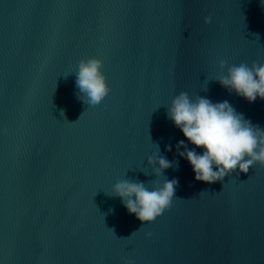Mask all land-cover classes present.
I'll return each instance as SVG.
<instances>
[{
    "label": "water",
    "instance_id": "water-1",
    "mask_svg": "<svg viewBox=\"0 0 264 264\" xmlns=\"http://www.w3.org/2000/svg\"><path fill=\"white\" fill-rule=\"evenodd\" d=\"M91 57L111 88L97 106L77 98ZM221 60L264 64V0H0V264H264V168L197 181L167 114L187 92L264 129ZM158 155L178 165L157 175ZM124 179H178L176 199L141 222L113 195Z\"/></svg>",
    "mask_w": 264,
    "mask_h": 264
},
{
    "label": "clouds",
    "instance_id": "clouds-1",
    "mask_svg": "<svg viewBox=\"0 0 264 264\" xmlns=\"http://www.w3.org/2000/svg\"><path fill=\"white\" fill-rule=\"evenodd\" d=\"M204 22L211 24L212 17H205ZM103 64L104 61L97 57L82 59L75 72L77 98L90 106L101 104L111 92ZM219 69L221 75L216 81L230 93L234 91L249 103L258 97L264 100V64L254 61L251 66L244 62L229 66L227 61L221 60ZM225 69L227 74H224ZM167 114L187 141L195 146L189 150L181 140L176 147L178 155L191 164L197 181L222 182L233 173L247 174L257 164L264 168V129L245 119L227 100L213 103L200 96L193 100L187 92H180L172 100ZM61 115H64L63 110ZM180 148L184 151H179ZM196 148L202 149V154ZM167 150L171 151V145ZM148 164L159 175L174 164L178 165V161L170 162L158 155L148 157ZM178 183V179H166L162 186L157 183L149 188V183L124 179L115 183L113 195L121 198L129 214H134L141 222H154L172 207ZM206 192L202 191L200 196ZM151 235L148 233L149 237Z\"/></svg>",
    "mask_w": 264,
    "mask_h": 264
}]
</instances>
